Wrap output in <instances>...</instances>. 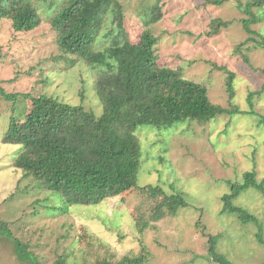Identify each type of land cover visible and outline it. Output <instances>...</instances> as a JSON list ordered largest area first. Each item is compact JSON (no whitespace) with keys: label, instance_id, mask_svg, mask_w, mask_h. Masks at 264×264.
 Returning <instances> with one entry per match:
<instances>
[{"label":"rangeland","instance_id":"obj_1","mask_svg":"<svg viewBox=\"0 0 264 264\" xmlns=\"http://www.w3.org/2000/svg\"><path fill=\"white\" fill-rule=\"evenodd\" d=\"M32 1L44 18L39 28L17 33L10 20L0 25V86L8 93L48 95L82 104L100 116L97 72L83 61L68 69L58 59L61 52L48 22L50 3ZM120 1L131 39L137 43L144 30L137 17L140 6L153 0ZM162 3L164 19L150 27L158 38L160 67L206 86L213 104L238 108L240 114L219 116L207 124L187 122L170 133L142 128L137 183L143 190L134 189L99 207L75 206L63 215L48 209L60 206L58 198L15 167L18 148L2 143L12 104L0 98V215L16 238L30 244L42 264H53L62 255L68 264L120 262L124 257H143L142 264H217L210 249L233 264H264V193L250 188L233 201L255 215L259 226L222 212V198L231 193L229 181L241 184L246 172L264 179V49L254 42L243 45L249 63L237 51L249 35L236 0L220 7L203 0ZM214 19L230 24L208 36ZM252 29L264 35V21ZM96 47L102 49L104 42ZM222 67L235 73L232 101ZM144 150L147 159L161 155L166 163L159 160L144 166ZM148 166L152 175L147 179L142 170ZM150 185H159L158 190L151 191ZM177 193L183 194L187 207L173 199ZM138 222L144 224L137 227ZM259 232L263 243L257 238ZM209 235L218 236L215 245L209 243ZM0 264H20L12 245L1 236Z\"/></svg>","mask_w":264,"mask_h":264},{"label":"trees","instance_id":"obj_2","mask_svg":"<svg viewBox=\"0 0 264 264\" xmlns=\"http://www.w3.org/2000/svg\"><path fill=\"white\" fill-rule=\"evenodd\" d=\"M43 1L50 3L48 22L61 52L58 59L65 61L68 69L83 61L97 72V96L103 106V113L97 116L82 104L64 103L48 95L8 93L0 86V98L12 104L2 143L18 148L14 158L17 169L26 177H34L39 189L58 198L60 206L48 209L67 215L75 206L99 207L134 189L143 190L137 183L142 128L154 127L170 133L187 122L207 124L219 116L240 114L238 108L229 110L213 104L206 86L186 80L174 69L160 67L158 38L150 27L164 19L162 0L140 6L137 17L144 30L137 43L131 39L127 14L120 0ZM203 1L220 7L229 0ZM236 1L245 16L242 27L249 35L237 51L249 63V57L241 49L243 45L254 42L264 49V35L252 29L264 21V0ZM3 20H10L17 33L32 32L44 22L41 10L32 0H0V25ZM229 24L214 19L207 35H217ZM100 41L104 42L102 49L96 47ZM220 69L228 75L227 91L232 101L235 73L226 67ZM249 101L252 104V97ZM147 157L144 150V166L159 160L160 164L166 163L161 155ZM142 172L143 176L148 175L147 179L152 175L149 166ZM228 183L231 193L222 198V212L237 214L243 224L259 226L255 215L233 201L250 188L264 193V179L259 180L255 172H246L241 184ZM150 186L151 191L159 187ZM172 197L181 201L180 207L188 206L182 193ZM140 224L144 223L138 222L137 227ZM0 236L12 245L20 264H42L30 244L16 238L1 215ZM217 238L209 235L208 241L215 245ZM257 238L263 243L261 232ZM210 253L213 263L233 264L212 249ZM142 262L143 257H124L120 262L95 264ZM53 264L68 263L62 255Z\"/></svg>","mask_w":264,"mask_h":264}]
</instances>
